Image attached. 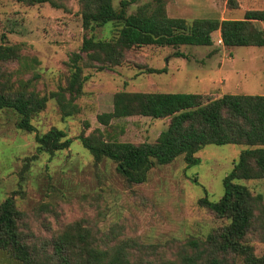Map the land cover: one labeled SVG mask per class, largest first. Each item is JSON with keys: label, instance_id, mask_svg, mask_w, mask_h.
I'll list each match as a JSON object with an SVG mask.
<instances>
[{"label": "rangeland", "instance_id": "obj_1", "mask_svg": "<svg viewBox=\"0 0 264 264\" xmlns=\"http://www.w3.org/2000/svg\"><path fill=\"white\" fill-rule=\"evenodd\" d=\"M57 1L63 9L0 0V43L19 45L23 56L21 65L8 66L12 80L37 76L33 89L40 95L57 91L64 84L65 64L89 34L82 28L79 0ZM120 1L112 0L113 6L117 8ZM163 1L168 16L188 23L242 19L246 11H264V0ZM144 4H154V0H138L129 6L128 13H135ZM257 26L264 30V21ZM112 31L109 25L93 34L109 39ZM177 52L184 57H176ZM146 68H164L166 72L148 74ZM84 74L88 79L77 100L79 113L63 118L55 101L49 100L31 121L39 134L51 128L66 132L70 147L53 156L43 153L33 159L35 133L18 130L12 111L0 112V202L13 197L25 213L26 232L39 244L67 224L80 221L98 237L133 241L135 258L159 260L173 258L191 237L204 238L225 224L198 201L207 197L215 202L222 197V180L245 146L207 145L195 154L197 164L188 166L182 155L170 164L152 168L144 183L127 185L110 159L95 166L77 137L95 129L113 131L100 125L97 115L112 110L113 95L119 91L199 93L210 98L264 95V47H226L218 30L210 35L208 45L132 48L121 66L103 71L85 69ZM168 123V118L141 116L112 121L118 140L134 144L154 142ZM240 183L264 198V180ZM252 244L258 256L264 254V243ZM0 264L19 263L0 253Z\"/></svg>", "mask_w": 264, "mask_h": 264}, {"label": "trees", "instance_id": "obj_2", "mask_svg": "<svg viewBox=\"0 0 264 264\" xmlns=\"http://www.w3.org/2000/svg\"><path fill=\"white\" fill-rule=\"evenodd\" d=\"M13 1L25 6L49 4L64 8L57 0ZM137 1L121 0L117 8L112 0L78 1L82 28L89 34L65 64L64 84L48 95L33 89L37 76L26 81L12 80L8 66L23 62L21 48L0 43V112L12 111L17 116L18 130L35 133L33 159L43 153L53 156L70 147L65 131L51 128L39 134L31 121L49 100L55 101L63 118L79 113L77 100L88 79L85 69L113 70L125 62L127 52L137 47L208 45L210 35L218 30L226 47H264V30L257 26L264 21L262 10L246 11L242 19H196L188 23L168 16L163 0L144 4L129 14V6ZM109 25L114 33L111 38L95 37L94 30ZM175 56L184 57L178 52ZM145 72L161 74L166 69L146 68ZM134 116L168 118L169 123L152 143L119 141L112 121ZM97 121L113 131L95 129L77 139L91 154L95 166L103 159L113 161L127 185L144 183L152 168L170 164L182 155L188 166L195 165L199 162L195 154L207 145L245 146L222 180V197L215 202L207 197L198 201L215 219L226 223L204 238L191 237L173 258L144 260L134 257L133 241L98 237L80 221L67 224L38 244L26 232L25 213L10 196L0 202V253L19 264H264V254L258 256L252 244L264 243V198L240 183L264 180V95L225 94L210 98L199 93L119 91L113 95L112 110L98 114Z\"/></svg>", "mask_w": 264, "mask_h": 264}]
</instances>
